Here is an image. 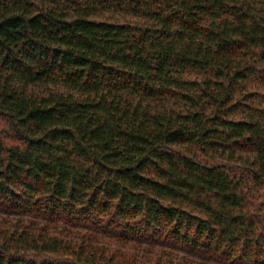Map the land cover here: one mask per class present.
Segmentation results:
<instances>
[{
	"label": "trees",
	"instance_id": "obj_1",
	"mask_svg": "<svg viewBox=\"0 0 264 264\" xmlns=\"http://www.w3.org/2000/svg\"><path fill=\"white\" fill-rule=\"evenodd\" d=\"M0 264H264V0H0Z\"/></svg>",
	"mask_w": 264,
	"mask_h": 264
}]
</instances>
